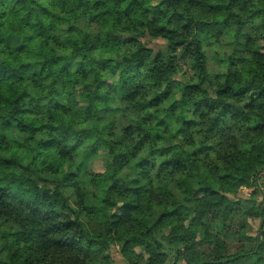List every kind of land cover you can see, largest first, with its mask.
<instances>
[{
    "label": "clouds",
    "instance_id": "1",
    "mask_svg": "<svg viewBox=\"0 0 264 264\" xmlns=\"http://www.w3.org/2000/svg\"><path fill=\"white\" fill-rule=\"evenodd\" d=\"M0 3V264H264V0Z\"/></svg>",
    "mask_w": 264,
    "mask_h": 264
},
{
    "label": "trees",
    "instance_id": "2",
    "mask_svg": "<svg viewBox=\"0 0 264 264\" xmlns=\"http://www.w3.org/2000/svg\"><path fill=\"white\" fill-rule=\"evenodd\" d=\"M15 4L17 6H20V7H26L27 6V3H28V0H14ZM3 4L0 3V7H2ZM13 12L16 11V8L14 7L12 9ZM151 55V52L150 51H143L140 55V59H144L145 57H148ZM163 71V69H161ZM0 100H3L5 103H7L10 107L14 108V106L16 105L17 103V100L12 97V96H3V97H0ZM52 206V202H49V207L51 208Z\"/></svg>",
    "mask_w": 264,
    "mask_h": 264
}]
</instances>
